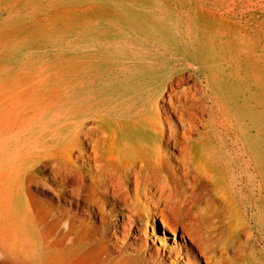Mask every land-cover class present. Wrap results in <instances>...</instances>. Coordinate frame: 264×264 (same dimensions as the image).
<instances>
[{
    "label": "bare ground",
    "instance_id": "obj_1",
    "mask_svg": "<svg viewBox=\"0 0 264 264\" xmlns=\"http://www.w3.org/2000/svg\"><path fill=\"white\" fill-rule=\"evenodd\" d=\"M156 26L91 22L63 87L17 93L0 264H264V14L238 38L234 22L170 42Z\"/></svg>",
    "mask_w": 264,
    "mask_h": 264
},
{
    "label": "rangeland",
    "instance_id": "obj_2",
    "mask_svg": "<svg viewBox=\"0 0 264 264\" xmlns=\"http://www.w3.org/2000/svg\"><path fill=\"white\" fill-rule=\"evenodd\" d=\"M263 7L264 0H0V150L7 152L4 144L17 131L16 125L9 130L13 101L25 99L17 93L32 83L66 84L65 74L71 67L68 41L83 26L92 22L118 36V22H125V17H148L159 26L154 36L170 42L177 35L189 36L191 31L196 37L195 28L203 22H234L241 29L232 28L230 32L238 38L250 23L255 26L263 17ZM218 66L229 68V63ZM7 155L6 167L0 171V198L11 196L8 182L15 176L16 160ZM166 234V244H179L180 237L173 243L172 234ZM245 234L243 231V245L247 237L249 243L253 239ZM153 237L149 228L145 237L148 244H154ZM156 246L161 244L156 242Z\"/></svg>",
    "mask_w": 264,
    "mask_h": 264
}]
</instances>
